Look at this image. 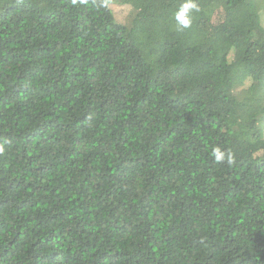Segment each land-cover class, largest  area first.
<instances>
[{
    "label": "trees",
    "instance_id": "obj_1",
    "mask_svg": "<svg viewBox=\"0 0 264 264\" xmlns=\"http://www.w3.org/2000/svg\"><path fill=\"white\" fill-rule=\"evenodd\" d=\"M187 2L0 0V264H264V0Z\"/></svg>",
    "mask_w": 264,
    "mask_h": 264
},
{
    "label": "clouds",
    "instance_id": "obj_2",
    "mask_svg": "<svg viewBox=\"0 0 264 264\" xmlns=\"http://www.w3.org/2000/svg\"><path fill=\"white\" fill-rule=\"evenodd\" d=\"M196 8L197 5L193 2V0H189V2L183 5V8L181 12L178 14L177 18L184 27H188L191 22L190 18H188L185 15V13H187L190 9H196ZM213 155L217 161H222L225 159V153L222 152L219 148L214 150Z\"/></svg>",
    "mask_w": 264,
    "mask_h": 264
},
{
    "label": "rangeland",
    "instance_id": "obj_3",
    "mask_svg": "<svg viewBox=\"0 0 264 264\" xmlns=\"http://www.w3.org/2000/svg\"><path fill=\"white\" fill-rule=\"evenodd\" d=\"M110 7L113 10L117 20L121 22L128 21V16L130 15L131 12V8L129 5L111 3ZM261 25L264 32V10H261Z\"/></svg>",
    "mask_w": 264,
    "mask_h": 264
}]
</instances>
